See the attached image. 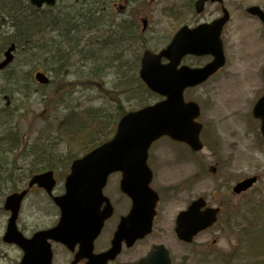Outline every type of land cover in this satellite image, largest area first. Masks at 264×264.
<instances>
[{
  "label": "rangeland",
  "instance_id": "rangeland-1",
  "mask_svg": "<svg viewBox=\"0 0 264 264\" xmlns=\"http://www.w3.org/2000/svg\"><path fill=\"white\" fill-rule=\"evenodd\" d=\"M7 2L12 3L7 5ZM14 2L2 0L0 4V61L5 60L7 44L15 33L23 44L20 50L12 53L15 56L12 64L0 75V110L6 111L4 120L0 118V139L6 133L18 131L20 141L16 151L0 155V264H17L23 257L18 247L3 242L10 216L4 210L6 198L25 189L30 176L36 173L30 171L34 166L39 169L40 165L46 167L40 172L50 170L48 168L54 171L58 182L55 195L63 194L71 163L83 156L82 152V155L74 156L75 142L89 124L93 127L98 121L107 122L108 130H111L117 128L119 122L118 106L130 112L159 101L139 79L140 59L145 50L155 53L163 50L173 32L193 23V15L188 9L195 0H158L150 6L147 12L149 25L142 44H121L123 48H119L112 18L102 20L107 30L102 37L97 29L91 37L87 36L83 26L78 41L82 40V47L90 52L84 55L66 47L62 32L54 26L52 12L49 14L47 8L36 12L29 0ZM263 4L264 0H225L231 13V22L223 36L227 65L209 83L186 93V99L195 100L202 107L199 120L204 124L202 158L207 160V165L227 168L220 176L203 173L196 187L192 186L193 171L187 168L181 172H165L162 236L173 264H264V142L260 137V123L252 116L255 103L264 94V40L257 21L247 19L245 12L247 7ZM185 5L187 7H183ZM63 7L67 6L61 5L60 10ZM178 10L185 15L179 20L170 18L178 15ZM118 13V21L128 20L131 15L126 6L124 12L118 10ZM217 16L215 8L209 7L202 21L212 22ZM28 25L33 26L32 31L25 32L23 27ZM89 56H92L90 61L85 62ZM206 61L200 59L198 65L202 66ZM37 71L47 74L52 85L37 84L34 79ZM95 72L97 75L93 74ZM71 114L74 120L67 127L64 121ZM76 131L79 132L77 136ZM170 144L168 139L163 140V154H173L169 159L192 160L184 154V151L188 153L185 148L180 154H174L176 148ZM71 157L76 158L70 160ZM253 176L260 177L253 189L241 197L232 195L230 188L236 182ZM118 182V175L111 177L106 194L118 202V214L123 215L128 206L117 191ZM182 182L181 186L189 189L186 195L169 193L167 187H176ZM212 191L227 192L229 207L222 220L215 229L201 234L192 245L180 243L174 227H168L171 221L185 203L199 195L209 196ZM228 210L232 214L230 222ZM58 220L59 210L52 199L41 190H32L21 209V231L30 237L38 230L55 226ZM159 233L134 249H125L114 264H137ZM109 240L108 234L99 239L96 252L107 248ZM54 253L53 264H69L72 260V254L61 245L54 248Z\"/></svg>",
  "mask_w": 264,
  "mask_h": 264
},
{
  "label": "water",
  "instance_id": "water-1",
  "mask_svg": "<svg viewBox=\"0 0 264 264\" xmlns=\"http://www.w3.org/2000/svg\"><path fill=\"white\" fill-rule=\"evenodd\" d=\"M57 0H31L37 8L53 7ZM222 0H199L197 12H203L205 4ZM257 14L256 8L250 10ZM228 16L212 26H201L195 30L183 28L174 38L172 44L160 54L150 51L144 53L140 78L148 89L166 100L125 115L119 122L114 138L97 148L82 159L76 160L71 173L66 179V193L54 198L61 211L56 228L37 233L32 239H26L17 228V219L21 204L28 191L14 194L6 200L5 209L12 216L9 220L4 241L16 244L24 257L20 264H52L53 252L50 240L74 251L80 249L73 264L88 259V264H108L121 254L123 243L129 247L136 241L151 233L152 220L158 197L151 190L152 174L148 168V152L151 146L162 137L188 144L194 151L202 149L199 135L202 125L196 122L200 116V107L194 102L186 103L184 92L187 88L196 87L213 76L225 64L221 29L228 21ZM147 22H144L146 28ZM15 45L5 54L6 59L0 63V74L13 62ZM187 55H212L214 61L203 69L179 68ZM163 59L169 61L163 65ZM36 80L44 85L49 79L38 73ZM254 116L262 120L264 136V97L254 109ZM122 173L121 191L134 202L132 213L121 221L112 248L106 253L95 256L94 242L100 235L105 221L113 214L110 201L104 196L109 177ZM256 178L249 179L235 188L240 194L251 188ZM45 189L48 194L56 186L53 172L36 176L30 183ZM107 203L102 211V206ZM202 202L194 203L188 212L181 214L176 230L180 240L191 243L202 230L210 227L216 220L214 212L199 214ZM212 213V215L210 214ZM141 264H171L168 251L163 247L156 248Z\"/></svg>",
  "mask_w": 264,
  "mask_h": 264
},
{
  "label": "flooded vegetation",
  "instance_id": "flooded-vegetation-1",
  "mask_svg": "<svg viewBox=\"0 0 264 264\" xmlns=\"http://www.w3.org/2000/svg\"><path fill=\"white\" fill-rule=\"evenodd\" d=\"M71 1H74V0H59L58 5L61 3H63L64 5H68L71 3ZM122 1H123V3H122ZM157 1L158 0H151V1L150 0H114L113 6L117 9H119L120 13L124 12L125 6H126L127 9L129 10V13L131 14L130 17L128 18V20L123 19L121 21H118V20L114 21V29L117 31V33L120 35V37H123L126 39L125 43L127 46L129 44H133V38L134 37L131 35L132 33L137 38H139V39L142 38V36L140 34L142 21L146 20L149 22V20L147 18L148 9L150 6H153ZM180 2H184V1H180ZM195 3L193 5H191L190 10L188 9L189 13L191 12V15H193V23L191 25H189V24L184 25V26H188L191 29L198 27L202 23H211L208 20L202 21V19L205 18L206 14H208V8L209 7H214L215 13L218 14V16L214 19V21L217 18H220V16L222 14H224L225 10L227 9L226 5H225V0H224L221 4H207V6L205 7V10L202 13L198 14L196 12V9H195ZM183 7H187V5H185ZM261 8L264 10L263 6ZM182 10H178L177 11L178 15H176V16L171 15L170 18H174L175 20H179L181 16L185 15L181 12ZM183 11L186 12L185 10H183ZM247 19H251V18L248 16ZM258 23H260V25H261V28L259 29V31L261 32L262 40H264V25L260 20H258ZM182 27H180L176 32H173V34L171 35L172 37L170 38V40H167V43H166L165 47L163 48V50H165L170 45L173 37L179 32V30ZM147 28H148V26H147ZM147 28H146L145 33L147 32ZM226 29H227V27L225 26L223 28V36L226 35ZM224 47H225V42H224ZM200 59H201V61L207 60L206 62L212 61L211 57L198 58L195 56H189L183 60L182 66L186 65V66L192 67V68H200V65H198ZM163 62L165 64L168 63L166 60H164ZM223 70H220L218 73H221V71H223ZM218 73L214 77L219 75ZM168 140L172 143V144H170V146L172 148H176V151L174 154H180V152H182V150H184V148H185L189 154L186 151H184V154L187 157L191 158L192 160L191 161H189V160L180 161V160L169 159L171 156H173V154H171V156H169L168 152H165V154H163V139H161L160 145H157V147H156L157 149L156 148L154 149V147L156 146V145H154L153 148L149 152L148 164H149V167L151 169L152 176H153L151 188L155 192H157L159 201H158L157 208H156V214H155V217L153 220L152 234L150 236H148L146 239H149L150 237H152L157 232H160V233L158 234L157 239L154 241V243L150 247L148 253L150 251H152V249H154L155 246H158V245L163 246V236H162L163 235V189H164L163 188V178H164L165 172L168 170H174L176 172H181L183 168H187L189 171H193L191 174V176L193 177L192 178L193 179L192 186L196 187L200 184L199 176L204 175L203 173L208 172V173L212 174L213 176H216L218 174L220 176V173L225 171V169L227 168V167L223 168L220 165L219 166L218 165L212 166L211 164L207 165V164H209L207 162V160L202 158L204 156L203 151L205 149V145H204L203 141H202L203 150L201 152H195V151L191 150L189 148V146H187L185 144L175 143V142L171 141L170 139H168ZM199 157H201V158H199ZM229 166H230V163H229ZM245 179L236 182L230 188V192L232 193V195H234L235 197H241L242 195L247 193V192H244L242 194H237L234 192L235 186L237 184L241 183L242 181H244ZM257 179L259 182L260 177H257ZM119 182H120V176H119ZM119 182L117 184V191L120 190ZM183 182L181 184L177 185L176 187H169V188L167 187L169 193H176L178 196L179 195H186L189 192V189L181 186L183 184ZM258 182H257V184H258ZM109 183H110V181H109ZM109 183L107 185V188L109 186ZM220 194H223V195L220 196ZM120 195L122 196L124 201L127 203L128 211L126 214L119 215L118 214V205H119L118 202L112 196L109 197L107 195L113 203L114 215L110 220H108L106 222L105 229H104L101 237L99 238V239H101L102 237L105 238L107 236V234L110 238L108 247L103 249L102 251H105L110 247L111 241H112L114 234H115V232H116V230L120 224L122 217L130 214L132 211L133 202L129 198H127L125 195H123L121 193H120ZM227 196H228L227 192H225V191H219V193H215L214 191H212L209 196L199 195L197 197L192 198L193 199L192 201L185 203V205L181 208V211L176 215L175 220L171 221V224L168 227L172 226L175 229L176 228V221L179 217L178 215L185 212L193 203L200 201V202H202V205H201L200 210H199L200 215H203L206 211H211V212H214V214L216 216L215 222L210 227L205 229L202 234L206 233L209 230L215 229L216 226L218 225V223L222 220V218L225 214V209H227L229 207V199ZM210 214L212 215V213H210ZM227 216L229 217L228 222H230V220L232 219V217H231L232 214L229 213V210L227 212ZM234 216H235V212H234ZM200 236H201V234H200ZM132 249H134V248H132ZM102 251H100V252H102ZM81 264H85V263L83 262Z\"/></svg>",
  "mask_w": 264,
  "mask_h": 264
},
{
  "label": "trees",
  "instance_id": "trees-1",
  "mask_svg": "<svg viewBox=\"0 0 264 264\" xmlns=\"http://www.w3.org/2000/svg\"><path fill=\"white\" fill-rule=\"evenodd\" d=\"M2 0H0V4ZM14 2V0H12ZM12 2H7V5H9ZM15 3V2H14ZM73 5L71 6H67L65 9L64 7L62 8L63 10H60L56 12H53L54 10H51L52 16L54 17V22L56 27L59 28L60 32H62L63 35V39L64 42L67 43L68 39H66L65 37V32L66 35L70 38H75V36H79L80 32H82V27H85L86 30V35L91 37L93 35L94 30L97 29L96 32L100 33L101 35H104L107 30L105 29L106 24H104L102 22V20L108 19V18H113V6H112V0H74L73 1ZM49 12V14L51 13ZM11 16V15H10ZM31 24V23H30ZM64 25V28H60L61 26ZM25 28V29H24ZM33 26H27V27H23V30L26 31H32ZM18 31L21 32L19 29H16V32ZM115 33L117 35L118 41L121 42L122 38L120 37V35L117 33V31L115 30ZM95 34V33H94ZM96 35V34H95ZM133 37H136L133 33L131 34ZM17 33H15L10 39L9 42L7 44L10 45L11 43L16 44L17 45V49L20 50L21 46H23L22 42L20 43L21 39H17ZM60 36V35H58ZM125 41V40H123ZM74 50V49H72ZM81 53L82 55L85 54V49L82 48L81 49ZM90 53V52H89ZM53 55V54H52ZM60 55V54H59ZM92 56L87 57L86 61H90ZM88 61V62H89ZM59 67H66L65 65H60ZM58 71V70H57ZM59 72V71H58ZM94 75H97V73H93ZM117 101V100H116ZM117 116L122 117L123 115L126 114V112L124 111V109H122L121 105L117 107ZM3 111H0V115L3 116L2 114ZM74 120V115L71 114L67 117V119L64 121L65 124H67V127H69L70 123ZM93 123V121H92ZM62 125H60L61 127ZM109 127V123L107 122H100L98 121L96 123V126L91 127V124L88 125V127L86 129H84L82 136H80V138H78V140L75 142L74 147L77 148V151L75 153L74 156L78 157L80 155H78L79 153L81 154H86L90 151H92L93 149H95L96 147L102 145L103 143L108 142L112 136L115 133V128L108 130ZM69 132V131H67ZM78 131L74 132V134L77 136L78 135ZM10 134V133H9ZM10 139H0V155H2L3 153H5V155L7 154V152H12L14 151V147L16 144H20L19 141V137L16 133H13ZM86 140L87 142L84 143V140ZM81 140V141H80ZM15 144V145H14ZM6 147V148H4ZM3 149H5V152H2ZM81 154V155H82ZM76 157H71L70 160L76 158ZM37 167V166H34ZM30 171V172H36L34 173H40V171L44 168H46L45 166L43 167L42 165L38 166V168H34ZM1 175H2V171L0 169V180H1ZM7 181H9V178L7 179Z\"/></svg>",
  "mask_w": 264,
  "mask_h": 264
}]
</instances>
